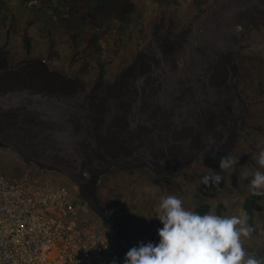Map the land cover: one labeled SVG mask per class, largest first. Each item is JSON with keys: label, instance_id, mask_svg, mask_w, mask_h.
<instances>
[{"label": "water", "instance_id": "water-1", "mask_svg": "<svg viewBox=\"0 0 264 264\" xmlns=\"http://www.w3.org/2000/svg\"><path fill=\"white\" fill-rule=\"evenodd\" d=\"M256 28L264 0H211L187 28L156 36L116 78L88 88L43 60L11 63L0 52V149L68 180L126 254L97 199L100 180L112 171L174 176L230 156L248 110L234 49Z\"/></svg>", "mask_w": 264, "mask_h": 264}, {"label": "rangeland", "instance_id": "rangeland-1", "mask_svg": "<svg viewBox=\"0 0 264 264\" xmlns=\"http://www.w3.org/2000/svg\"><path fill=\"white\" fill-rule=\"evenodd\" d=\"M118 1L4 0L0 11V51L11 63L43 60L52 71L77 78L88 88L99 74L107 81L116 78L144 47L152 30L158 35L179 32L192 22L195 5L206 8L211 0H123L133 6V11L122 8L121 14L117 12ZM102 3H109L108 13L114 17L107 27L96 29L98 49L92 53L82 35L76 36L74 29L67 31L63 25L71 18L67 13ZM60 6L63 9H58ZM83 25V29L92 31L91 23L86 21ZM23 35L30 39L29 54L23 52ZM235 52L248 57L237 59L239 72L235 81L247 100L248 110L245 127L230 155L238 161L233 169L221 171L219 160H215L212 165L195 164L170 180L140 171H113L100 180L97 199L114 218L129 249L139 243H158L157 229L162 227L157 219L158 205L163 196H177L190 211L198 203H206L211 214L221 206L224 217L243 216V203L255 191L249 187L252 173L264 171L256 160L264 150V28L246 31ZM215 173L223 177L218 186L201 183L204 175ZM241 173H248L247 178L241 179ZM0 175L9 183L27 181L40 194L60 197L54 218L66 212L60 222L62 250L67 259L79 258V264H112L114 260L123 264L125 253L117 235L87 209L76 188L64 177L42 172L1 149ZM260 196V210L254 211L252 219L254 228L247 238H242V246L247 253L263 250L264 255V194ZM64 204L70 210L64 209Z\"/></svg>", "mask_w": 264, "mask_h": 264}, {"label": "clouds", "instance_id": "clouds-1", "mask_svg": "<svg viewBox=\"0 0 264 264\" xmlns=\"http://www.w3.org/2000/svg\"><path fill=\"white\" fill-rule=\"evenodd\" d=\"M213 141L209 138V143ZM203 156H201V159ZM260 169H264V150L256 157ZM238 161L230 156L219 159L221 171L233 169ZM246 179L248 173H241ZM223 177L204 175L201 183L218 186ZM249 187L253 195L264 194V171L252 173ZM157 229L158 243H139L125 254L123 264H264V260L247 253L242 238H247L252 228L247 226V216L224 217L216 214H199L183 207L175 195L160 199ZM112 264H116L115 260Z\"/></svg>", "mask_w": 264, "mask_h": 264}, {"label": "built area", "instance_id": "built-area-1", "mask_svg": "<svg viewBox=\"0 0 264 264\" xmlns=\"http://www.w3.org/2000/svg\"><path fill=\"white\" fill-rule=\"evenodd\" d=\"M26 182L9 183L0 175V264H79L62 250L66 212L54 218L60 197L40 194Z\"/></svg>", "mask_w": 264, "mask_h": 264}, {"label": "trees", "instance_id": "trees-1", "mask_svg": "<svg viewBox=\"0 0 264 264\" xmlns=\"http://www.w3.org/2000/svg\"><path fill=\"white\" fill-rule=\"evenodd\" d=\"M64 1H66V0H57V2H61V3H63ZM117 4H118L117 12L119 14H121L122 8L125 9V12L133 11V6L131 4H129V2L127 3V2H125L123 0H120V2L118 1ZM3 5H4V0H0V11H1V8H2ZM206 8H201L198 4H196L195 5L196 12H195V15L192 17V22ZM58 9H63V8H62V6H60V7H58ZM108 10H109V3H102L101 5H94L91 8H86L85 10L77 12V13H71V14L67 13V15H70L71 18L66 20V24H64L63 27L67 31H70L71 29H74L76 36L82 35L84 40L87 43V49H89V51L94 53V51H96L98 49V45H97L98 35L96 33V29L97 28L107 27V23L110 24L111 19L114 17L113 14L109 15ZM86 21L93 25V28L91 29L92 31H89L88 27H87L88 29H83V26H84L83 24ZM190 24L184 26L183 28H187ZM86 25H88V24L86 23ZM78 27H80V28H78ZM169 33H172V32L170 31ZM158 34L159 33H157V32L152 30L150 39L146 42V44L150 40L154 39ZM22 47H23L24 54H29V52H30V39L26 35H23V37H22ZM2 55H4L3 52H2ZM235 56H236L237 59H242V58L246 57L245 55L241 57V55L239 53H237V52H235ZM246 58H248V57H246ZM131 59H133V57ZM17 61H19V60H17ZM17 61H15V62H17ZM103 79H104V75L103 74H99L96 77L95 81L103 80ZM215 162H217V161L209 162V164L212 165ZM204 164H208V163L205 162ZM140 172H148V171L141 170ZM112 173H113V171H112ZM177 176H179V175H177ZM177 176H175V175L174 176H163L162 178L165 179V180H170V179L176 178ZM260 199H261L260 195H250L249 197H247L245 199V201L243 203V206H242L243 216H245V215L247 216V224L252 229L254 228L253 227V220H252L253 219V215H254V211H259L260 210V207L257 204V202ZM98 201H99V199H98ZM99 203L101 204L100 201H99ZM105 209L108 211L107 208H105ZM193 211L196 212V213H199V214H206V213H210L211 212V207H210V205H207L206 203H198L195 206V208L193 209ZM223 211H224L223 208L221 206H218L217 210L215 211V214L222 216V212ZM253 253L258 255V256H260V257L264 256L263 255V250H260V251H256L255 250ZM262 258H264V257H262Z\"/></svg>", "mask_w": 264, "mask_h": 264}, {"label": "bare ground", "instance_id": "bare-ground-1", "mask_svg": "<svg viewBox=\"0 0 264 264\" xmlns=\"http://www.w3.org/2000/svg\"><path fill=\"white\" fill-rule=\"evenodd\" d=\"M188 25V24H187ZM118 172V171H117ZM132 172H134V171H132ZM121 173H126V172H121ZM97 193H98V190H97ZM108 212V211H107Z\"/></svg>", "mask_w": 264, "mask_h": 264}, {"label": "flooded vegetation", "instance_id": "flooded-vegetation-1", "mask_svg": "<svg viewBox=\"0 0 264 264\" xmlns=\"http://www.w3.org/2000/svg\"><path fill=\"white\" fill-rule=\"evenodd\" d=\"M237 86V85H236ZM237 88H238V86H237ZM239 89V88H238ZM241 91V90H240ZM241 93H242V91H241Z\"/></svg>", "mask_w": 264, "mask_h": 264}]
</instances>
